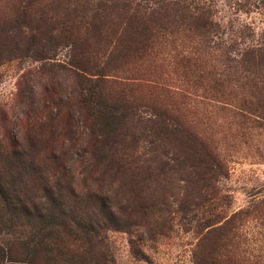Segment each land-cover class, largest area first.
I'll use <instances>...</instances> for the list:
<instances>
[{
    "label": "trees",
    "instance_id": "16d2710c",
    "mask_svg": "<svg viewBox=\"0 0 264 264\" xmlns=\"http://www.w3.org/2000/svg\"><path fill=\"white\" fill-rule=\"evenodd\" d=\"M215 21L204 0H26L0 27V61L25 51L42 62L21 76L16 119L0 122V216L18 230L11 264H115L108 232L163 233L169 197L179 214H202L195 231L208 259L197 255L195 264H219L221 237L264 213L262 201L219 217L217 183L228 168L215 143L152 101L155 91L170 94L153 80L159 63L177 61L190 88L264 131V43L215 56L223 45ZM63 49L67 62L57 59ZM58 77L72 92L57 96L58 112L41 124L32 89L43 85L54 101ZM176 179L186 184L184 201L175 199ZM156 180L160 196L142 198L139 187Z\"/></svg>",
    "mask_w": 264,
    "mask_h": 264
},
{
    "label": "rangeland",
    "instance_id": "374dc122",
    "mask_svg": "<svg viewBox=\"0 0 264 264\" xmlns=\"http://www.w3.org/2000/svg\"><path fill=\"white\" fill-rule=\"evenodd\" d=\"M204 1L213 10L215 22L220 27L218 41L223 45L214 51L215 56L221 55L224 48L227 52L235 54L246 51L247 47L264 43V0ZM25 2L26 0H0V27L10 22ZM3 36L2 33L0 35L2 42ZM2 48L0 45L1 50ZM181 49L178 50L182 52ZM21 54L19 55L21 58H15L11 52H5L3 60L0 61V122L5 115L7 118L11 117L12 107L16 113L14 102L21 76L28 70L42 66V62L32 59L25 51ZM68 54L67 49L60 50L58 61L67 62ZM159 64L162 66L152 75L153 80L162 83L158 88L167 87L170 94L155 91L152 101L167 108L174 116L180 117L181 121L196 133L212 138L227 165V177H222L217 183L216 214L221 218L230 217L239 210L245 211L253 204L264 201V131L249 122L242 124L234 114L221 110L226 106L219 105L215 97L209 98L201 89L196 91L190 88L189 78L177 66V61H162ZM173 64L175 66H171ZM129 74L130 78L142 80L149 77L145 73ZM39 86L41 85L32 89L33 100L37 103V109L32 113V117L36 118L39 114L43 124L49 115L55 117L58 112L57 96L70 94L72 86L58 77L54 86L56 87L54 101L47 96L45 87ZM232 88L237 89V85L231 86L230 89ZM143 93L146 94L145 91ZM15 119L13 113L10 120ZM74 126L80 133L78 122H75ZM12 131L15 138H20L19 130L13 128ZM140 142L141 146L149 149L148 143L142 138ZM66 150L69 151L68 148ZM79 150L78 147L73 153ZM176 182L180 195L175 199L184 201L187 198L186 184L180 179L179 181L176 179ZM156 183L139 187L141 197L151 199L155 194L160 196V181L156 180ZM174 201L169 197L173 213L161 234L157 228L152 227L133 234L126 231L108 232V243L115 264H195L197 255L208 259V248L200 251L198 249L202 236L195 231V222L201 220L202 214L190 212L181 215L176 212L178 203ZM4 221L6 220L0 216V264H11L15 253L10 254L8 249L14 244L18 230L16 228L8 230V225ZM221 238L222 242L218 248L219 264H264V213L258 211L254 216L245 217L241 228L238 227Z\"/></svg>",
    "mask_w": 264,
    "mask_h": 264
}]
</instances>
